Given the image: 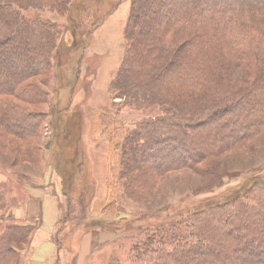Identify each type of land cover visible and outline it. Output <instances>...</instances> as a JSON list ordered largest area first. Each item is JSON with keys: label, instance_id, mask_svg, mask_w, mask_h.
Segmentation results:
<instances>
[{"label": "rangeland", "instance_id": "1", "mask_svg": "<svg viewBox=\"0 0 264 264\" xmlns=\"http://www.w3.org/2000/svg\"><path fill=\"white\" fill-rule=\"evenodd\" d=\"M10 1L30 20L56 30L53 49L46 50L48 65L33 58L43 72L23 84L31 87L27 97L0 96V230L8 225L32 228L23 244H12L17 264L32 261L34 238L46 229L43 216H25L29 206L37 210L46 203L58 213L49 228L58 253L48 264H69L78 251L86 264H136L134 248L147 234L173 230L177 238L189 236L190 226L181 222L187 216L252 191L254 195L256 184L264 183V125L239 146L263 120L264 44L254 43L250 54L246 46L232 47L224 36L211 37L205 27L199 38L172 29L161 37L166 26L160 21L161 34L149 33L159 47L142 53L140 70L127 73L133 0ZM81 1L84 8L77 10ZM141 13L138 31L155 14ZM259 35L264 39V32ZM11 42L17 44L14 38ZM186 42L183 70L196 64L197 75L202 71L200 84L170 88L174 79L164 67ZM210 72L217 78L210 79ZM124 76L134 81L127 92L118 87ZM11 107L40 116L35 134L30 133L33 124L24 123L23 132L4 126ZM207 118L201 127L196 125ZM147 121H156L147 131L152 136L143 130ZM171 133L181 140L188 155L183 158L216 152L192 168H182L181 156L167 154L165 137L174 138ZM158 136L162 138L150 151L139 147ZM78 201L84 202L85 211L80 206L65 221L68 207ZM94 231L105 241L85 258L79 250L81 238ZM220 248L213 246L215 252ZM190 256L182 255L185 260Z\"/></svg>", "mask_w": 264, "mask_h": 264}, {"label": "trees", "instance_id": "2", "mask_svg": "<svg viewBox=\"0 0 264 264\" xmlns=\"http://www.w3.org/2000/svg\"><path fill=\"white\" fill-rule=\"evenodd\" d=\"M210 1L196 0L193 3H188L187 0H133L134 6L128 37L130 39V50L125 61L127 73H134L140 70L139 62L142 59V53L148 54L156 47H159L158 40L155 42L153 37L157 30L159 35L161 34L162 24H160V21L166 26L162 29L164 32L160 35L161 37L171 32L170 29H172V32L177 30L176 34L178 35L186 34L191 38H199V35L202 34L200 31L205 27L208 31L212 32L211 37L212 34L216 38L224 36L225 39L230 40L232 47L240 49L245 48L242 46H246L250 50V54L252 53L254 43L264 44V39H258L259 34L264 32V0H250L249 3L247 2V4L242 5L240 3L241 0ZM79 4L75 7L77 10L84 8L82 1ZM233 6H239V8L234 9ZM19 8L20 6L17 3H13L10 0H0V96L14 95L25 97L28 95L31 87L25 88L23 84L43 72V69L39 70L40 66L36 67V65H33V58L35 57L41 62L39 65L47 66L49 61L46 50L49 48L53 49L51 42L54 41L53 34L56 32L53 26L41 21L30 20L21 13ZM141 9L155 12V14L149 17V20L145 21L144 26L138 31L139 19L143 17ZM173 10L174 15H171L173 14L171 13ZM261 28H263L262 32L260 31ZM133 31L138 32V35L133 34ZM151 31L154 34L152 36L149 35ZM40 35L44 36L40 37ZM143 36L145 38L151 36V38L142 40ZM13 38L17 41V44L11 42ZM41 39H43L42 42ZM30 43H35V46L32 47ZM75 44H78V42ZM185 45H187V42L186 44H181L174 51L170 62L164 67L163 72H168L166 75L174 79V84H170V88L175 87L177 89L179 86L189 88L191 84H200L198 81L200 79L197 76H202V71L199 70V74L197 75L196 64H191V69L186 68L183 70L185 64L182 60ZM15 66L20 70L19 72ZM194 69H196L195 72ZM203 73L205 74V71ZM210 74V79L217 78L215 73L210 72ZM131 82L129 77L124 76L118 87L122 92H127L134 85V81L133 83ZM153 84L155 85L154 82ZM259 106L262 115L260 119L262 120L263 117V120L260 121L257 126L258 128L255 126L254 129H250L239 146L253 138L258 133L260 127H263L264 103L259 104ZM13 114L14 118H12ZM8 115H12V117ZM206 120L208 118L199 122L197 121L196 125L201 127V125L207 123ZM155 122L147 121L144 123L143 130L146 131L148 136L150 134L147 131L151 129V126L156 124ZM247 122V126H250L251 121L248 119ZM24 123L29 124V126L33 124V128L31 129L33 132H29L35 134L37 132L36 128L42 123V119L34 113H27L20 110V108L13 107L3 117V124L9 129L14 128L23 132L22 125ZM170 124L178 128V124L175 121L170 122ZM173 136L174 138L165 137L167 138L165 143L172 145H169V153L167 154L183 158L186 153L183 150L182 143H179L181 140L179 141V139L175 138V135ZM135 137L137 136L135 135ZM160 138L162 137H156L154 139L155 142L145 140L143 144L138 145L139 147H144V152L146 153V150L150 151L149 147L156 145L160 141ZM136 141H138V138ZM212 150L199 151L197 153L199 157L191 159L183 158L179 166L182 168H192L203 161L202 159L216 152ZM81 166H83L84 170L83 181H86V179L88 180V173L84 163ZM172 167L174 168L173 165ZM261 184L264 185V183L256 184L253 189L254 195L252 191L247 193L243 198L237 197L231 203L187 216L188 218L181 222L190 226L188 227L190 229L189 236L183 237L180 235L177 238V233L172 229L170 230L173 232L170 231L168 234H160L162 231L158 232L157 235L160 234V236L152 233L147 234L145 240L140 242V246L142 247L134 248L135 263L181 264V260H183V264H264V187ZM76 204L78 205L72 204L68 207L65 219L70 220L71 215L76 213L74 209L80 206L85 211L83 201H78ZM4 229L0 230V264H17L16 259L18 256L12 244H23L29 234L32 233V228L8 225ZM215 244L224 250L220 248L222 251L215 252L213 249ZM184 254H191V256L185 260L182 257Z\"/></svg>", "mask_w": 264, "mask_h": 264}, {"label": "crops", "instance_id": "3", "mask_svg": "<svg viewBox=\"0 0 264 264\" xmlns=\"http://www.w3.org/2000/svg\"><path fill=\"white\" fill-rule=\"evenodd\" d=\"M25 216H35L41 215L43 216L44 220L46 221V229L40 230L39 234L36 238H34V252H33V259L31 262H26V264H48L49 262L54 263V259L58 253V248L53 243L51 230L56 221V216L58 215L55 208L50 207V205L44 203L42 207H39L37 210H33L32 208H26ZM43 226V224H42ZM104 235L101 236V233L98 231H94L90 234L83 235L81 238V242L79 245L80 253L84 252V257L87 258L98 245H101L105 240ZM82 256H79L76 252L74 259L69 264H86L82 260Z\"/></svg>", "mask_w": 264, "mask_h": 264}]
</instances>
